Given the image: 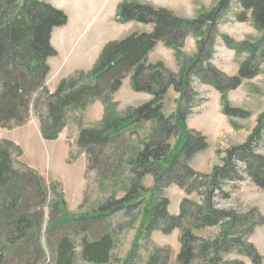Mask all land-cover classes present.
Segmentation results:
<instances>
[{
	"label": "trees",
	"instance_id": "obj_1",
	"mask_svg": "<svg viewBox=\"0 0 264 264\" xmlns=\"http://www.w3.org/2000/svg\"><path fill=\"white\" fill-rule=\"evenodd\" d=\"M240 8V22L251 21L264 34V0H219L210 11H201L194 20L178 17L166 9L139 2L124 1L117 7V22L152 25L150 34H132L121 41L109 42L90 72H77L62 80L55 93L46 87L51 72L49 59L58 56L52 46L56 28L68 24V16L54 6L39 0H0V128L22 126L29 120L34 94L41 97L46 116L40 118V131L47 141H57L66 126L67 113L83 109L94 100L104 105V117L98 129H83L78 146L92 158L99 149L110 145L117 136L140 122H154L151 140L127 160L133 176L125 197L109 200L93 213L70 214L65 195L57 183L48 184L36 170L21 163L23 150L9 140H0V264H46L41 240L45 209L51 219L48 233L60 230H81L80 256L75 242L63 237L51 246L56 264H109L114 242L111 234L102 231L100 220L118 211L130 210L144 203L137 240L126 259L129 264L137 241L154 232L170 235L180 232L178 264H262L264 258L250 242L264 218L257 210L239 213L216 207L218 195L228 198L224 186L243 182L246 178L264 191V155L259 152L264 135V113L247 141L226 151L222 164L206 174L191 167L193 158L207 149V139L188 128L189 106L196 93L192 78L212 86L221 95L223 114L247 119L249 113L231 107L228 94L237 90L244 80L260 75L264 64V37L260 44L234 42L221 36L226 47L237 55L247 54L234 77L218 71L210 62L215 54L218 25L232 5ZM197 39V54L186 57L182 51L188 35ZM172 49L182 62L180 75L167 71L161 63L148 64V56L159 44ZM132 73L135 92L152 96V100L126 113L118 112L113 95L122 87L124 75ZM180 94L177 112L166 117L163 102L168 89ZM221 155V151L217 152ZM154 175L152 190L142 186L147 175ZM176 185L188 196L197 194L200 202L184 199L178 216L168 213V200L160 199L163 189ZM53 195V200L50 197ZM217 229L215 237L204 239L197 234ZM61 231V230H60ZM163 250L153 253L147 264H162ZM234 256V258H231Z\"/></svg>",
	"mask_w": 264,
	"mask_h": 264
},
{
	"label": "rangeland",
	"instance_id": "obj_2",
	"mask_svg": "<svg viewBox=\"0 0 264 264\" xmlns=\"http://www.w3.org/2000/svg\"><path fill=\"white\" fill-rule=\"evenodd\" d=\"M47 1L53 2L52 5L63 11L69 18L66 26L56 28L52 34V46L58 52L57 57L48 61L51 72L47 78L46 87L52 94L55 93L62 80L75 76L80 71L90 72L101 51L109 42L121 41L135 33L150 34L153 32L152 25L135 22L119 24L117 22V7L124 1H137L158 9H166L188 20H194L201 11H210L219 2V0ZM240 12V8L234 3L230 12L219 22L220 36L216 38L215 54L210 62L228 77L238 74L241 64L248 58V55H237L229 50L221 36H227L237 43L251 42L254 44H260L264 37V34L258 31L250 20L244 23L237 20L236 15ZM182 51L189 58L197 54V39L194 35H188ZM159 63L163 64L170 73L181 74L182 62L177 59L175 52L166 48L163 43H159L148 56V64ZM131 78L132 73H126L122 87L113 95L114 101L118 103V112L121 114L152 100L151 95L135 92L132 89ZM192 88L196 96L189 106L187 125L190 130L206 137L208 147L193 158L190 167L198 174L208 175L214 167L222 164L227 150L247 141L257 125L258 117L264 113V64L261 65L259 76L252 80H244L242 85L237 90L229 92L227 97L231 107L249 113L247 119L226 117L223 114L221 95L212 86L194 77ZM40 97V92L34 94L27 123L12 128H0V140L10 139L17 142L25 150L26 161L45 174L42 175L37 171L47 183L60 185L70 214L93 213L109 200H122L133 178L127 167V160L134 151H141L151 140L154 122H140L128 128L110 145L99 149L91 158L85 150L79 148L78 139L83 129L99 128L104 117L103 102L94 100L83 109L70 110L67 113L66 126L57 141L45 140L41 131L40 135L33 131V126L12 132L30 122H36L40 128V118L46 116L43 101L38 103L37 109L34 106V102ZM179 97L180 94L173 87L168 89L163 102V114L166 117H171L177 112ZM218 151H221V155L217 154ZM259 152L264 155V135ZM22 158L23 156L19 158L21 163H23ZM154 184L153 174L147 175L142 181V186L147 190H152ZM224 191L228 198H223L221 195L216 197L215 203L218 209H231L243 214L257 210L264 218V191L254 185L250 179L246 178L243 182L227 184L224 186ZM53 198L51 195L50 201ZM159 198L168 200V213L172 216L179 215L180 205L184 199L197 203L201 201L197 194L188 196L176 185L163 189ZM144 208L145 204L142 203L133 209L118 211L99 221L102 231L111 234L114 242L111 252L112 260L109 264H125L137 240ZM50 219L51 210L47 206L41 236L46 264H56L50 245H58L65 236L75 242V254L80 256V241L83 232L73 229L65 231L62 227L61 231L57 230L49 234ZM217 233V229L211 228L197 235L210 239ZM250 242L264 258V225L255 229ZM180 248L178 230L170 235L156 231L150 237L143 236L137 241V248L129 264H147L150 256L157 250H163L162 264H178L177 257ZM244 262L252 264L247 259ZM77 264L85 263L78 258Z\"/></svg>",
	"mask_w": 264,
	"mask_h": 264
},
{
	"label": "crops",
	"instance_id": "obj_3",
	"mask_svg": "<svg viewBox=\"0 0 264 264\" xmlns=\"http://www.w3.org/2000/svg\"><path fill=\"white\" fill-rule=\"evenodd\" d=\"M39 1H41V2H45V3H48V4H50V5H52L53 4V2H51V1H47V0H39ZM53 6V5H52ZM34 127L33 129V131H35L38 135H40L39 133H40V128H39V126L36 124V122H30V123H28L26 126H24V127H22V128H18V129H16V130H14V131H12V132H15V131H19V130H21V129H25L26 127ZM1 139V138H0ZM4 139V138H3ZM6 140H10V139H6ZM10 141H13V140H10ZM13 143H15V144H17V145H19L17 142H15V141H13ZM20 146V145H19ZM20 148L23 150V152H24V155H23V163H25L27 166H29L30 168H32V169H35L36 171H38L37 170V168L36 167H34V165H32V164H30V163H28L27 161H26V154H25V150L20 146ZM40 174H44L42 171H38ZM45 175V174H44Z\"/></svg>",
	"mask_w": 264,
	"mask_h": 264
}]
</instances>
